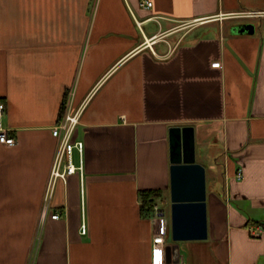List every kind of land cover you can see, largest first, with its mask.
Instances as JSON below:
<instances>
[{"label":"crops","instance_id":"obj_1","mask_svg":"<svg viewBox=\"0 0 264 264\" xmlns=\"http://www.w3.org/2000/svg\"><path fill=\"white\" fill-rule=\"evenodd\" d=\"M142 1L0 0V264H150L162 228L167 260L264 264V0ZM66 96L82 172L43 209ZM172 126L205 168V239H171Z\"/></svg>","mask_w":264,"mask_h":264},{"label":"water","instance_id":"obj_2","mask_svg":"<svg viewBox=\"0 0 264 264\" xmlns=\"http://www.w3.org/2000/svg\"><path fill=\"white\" fill-rule=\"evenodd\" d=\"M168 129L171 239L174 241L205 239L207 237L205 168L195 160L193 127L172 126Z\"/></svg>","mask_w":264,"mask_h":264},{"label":"built area","instance_id":"obj_3","mask_svg":"<svg viewBox=\"0 0 264 264\" xmlns=\"http://www.w3.org/2000/svg\"><path fill=\"white\" fill-rule=\"evenodd\" d=\"M151 2L142 1V7H150ZM244 15H257V12H245ZM214 67L220 66V62H212ZM66 96L63 100V111L58 115L56 121L51 126V134L57 140L56 149L54 152L52 165L50 169V175L48 180V185L45 195L44 208L48 207L47 201L51 195V189L53 182L59 178L65 180L68 175H72L75 172H82V163L75 164L73 160L74 151H77L81 157L83 151V142L81 140H72V132L75 126L79 122L80 110H72L71 108V98ZM4 102L0 100V118L4 112ZM8 130L6 127L2 126L0 122V142L7 145H12L15 143V138L13 136H8ZM242 177V170L238 169L236 172V178ZM51 217L56 219L59 217V213L55 212L51 214ZM41 221V220H40ZM82 232H85V227L82 226ZM166 239V228L160 229L152 237V259L150 264H185L182 260H167L164 257V244Z\"/></svg>","mask_w":264,"mask_h":264},{"label":"trees","instance_id":"obj_4","mask_svg":"<svg viewBox=\"0 0 264 264\" xmlns=\"http://www.w3.org/2000/svg\"><path fill=\"white\" fill-rule=\"evenodd\" d=\"M1 100V99H0ZM63 101L60 105V113L63 111ZM139 196V210L141 217L150 218L155 215L156 199L161 196V191L158 189L141 190Z\"/></svg>","mask_w":264,"mask_h":264},{"label":"rangeland","instance_id":"obj_5","mask_svg":"<svg viewBox=\"0 0 264 264\" xmlns=\"http://www.w3.org/2000/svg\"><path fill=\"white\" fill-rule=\"evenodd\" d=\"M209 177H207V179H208Z\"/></svg>","mask_w":264,"mask_h":264}]
</instances>
